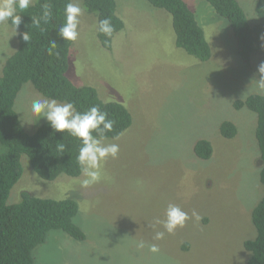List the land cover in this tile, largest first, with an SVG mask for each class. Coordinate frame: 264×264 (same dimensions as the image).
Returning <instances> with one entry per match:
<instances>
[{"label":"rangeland","instance_id":"374dc122","mask_svg":"<svg viewBox=\"0 0 264 264\" xmlns=\"http://www.w3.org/2000/svg\"><path fill=\"white\" fill-rule=\"evenodd\" d=\"M116 1L125 29L108 51L98 38L97 15L87 12L84 0H71L83 11L69 77L77 85L96 88L103 101L124 104L133 124L118 140L106 139L119 144V155L103 163V179L87 188L81 186L82 175L44 181L23 156L24 173L8 203H19L25 192L74 199L79 204L75 223L87 236L77 241L51 231L46 243L33 250L35 264H248L244 242L257 234L252 212L264 197L263 162L257 115L233 104L264 95L253 81L260 79L259 56L250 65L242 60L228 22L205 0L185 1L211 44L207 62L176 45L168 12L148 0ZM238 1L256 24L258 0ZM8 20L0 22V76L18 47L19 31ZM42 98L47 97L27 83L16 100L29 133L46 121L31 111L32 101ZM225 120L238 128L233 139L220 133ZM201 139L213 146L209 160L195 154ZM169 203L189 216L199 213L201 220L192 218L174 234L154 240L155 232L164 230L155 221L165 218ZM141 240L144 248L137 246ZM152 244L159 251H150Z\"/></svg>","mask_w":264,"mask_h":264},{"label":"trees","instance_id":"16d2710c","mask_svg":"<svg viewBox=\"0 0 264 264\" xmlns=\"http://www.w3.org/2000/svg\"><path fill=\"white\" fill-rule=\"evenodd\" d=\"M220 17L226 19L233 31L239 55L250 65L255 55L264 62V47L260 36L264 34V0H258L256 14L258 21L251 24L247 13L238 0H205ZM71 0H36L27 9L17 8L21 16L18 47L8 58L0 76V264H35L33 250L46 243L51 231H63L77 241H85L84 230L75 223L79 204L71 198L51 199L23 193L19 203L9 204L13 187L22 179L23 156H27L39 178L47 182L57 180L61 175L81 176L76 157L80 141L67 133L54 132L44 121L34 133L23 126L15 109L19 93L27 83L47 98L59 102H73L78 111L93 105L108 113L114 120L113 130L106 133L107 139L124 134L133 124V117L124 104L103 101L96 88L77 85L69 77L71 48L75 41H65L57 35L65 21V7ZM155 8L171 15L176 45L202 62L212 57L211 44L196 13L185 0H148ZM50 5L51 18L41 20L37 27L32 23L43 14V5ZM87 12L97 15L98 22L109 19L113 31L106 35L98 31V38L104 49L111 51L117 33L125 29V22L118 14L116 0H84ZM13 27L12 19L8 20ZM28 31L30 41L25 42L22 34ZM56 40L54 53H48L51 41ZM236 110L248 109L257 115L256 139L261 152L262 168L260 180L264 185V95L254 94L244 100H236ZM220 133L227 139L238 134L232 121L220 125ZM65 145L58 150L57 143ZM195 154L202 160H209L213 154L210 141L201 139L195 144ZM252 221L257 234L244 242L250 253L248 264H264V197L252 212ZM188 248V246H186Z\"/></svg>","mask_w":264,"mask_h":264},{"label":"clouds","instance_id":"9594fccd","mask_svg":"<svg viewBox=\"0 0 264 264\" xmlns=\"http://www.w3.org/2000/svg\"><path fill=\"white\" fill-rule=\"evenodd\" d=\"M31 0H0V22L12 19L15 29L21 24V16L17 14V8L20 10L27 9ZM43 14L40 18L32 21L37 27L40 26L41 20L47 23L51 18L50 5H43ZM82 8L78 3L69 2L65 7V23L59 27L57 35L65 41H76L78 38V26ZM98 31L106 35H111L113 28L109 19H102L98 22ZM22 39L25 42L30 41L28 31L22 34ZM261 46L264 47V34L260 36ZM56 40L51 41V47L48 49L50 55L54 53L56 48ZM260 74L256 86L260 91H264V62L258 66ZM31 111L39 118L45 119L54 132L67 133L80 141L77 163L80 167V172L83 179L80 181L81 186L87 188L93 184L100 182L104 177L102 165L108 159H115L119 155L120 146L118 143L106 142V133L113 130L115 121L109 118L105 111H101L99 106L93 105L87 110L78 111L73 102H59L52 98H42L32 101ZM116 136L113 139L118 140ZM65 145L58 142L57 148L63 151ZM192 218L200 221L199 213L193 211L189 216L180 206L169 203L165 210V218L157 219L156 224L163 227V231H156L153 239L162 240L167 234H174L178 228L185 226L186 222ZM139 248L145 247L143 240L139 241ZM152 252L159 251L156 244H152L149 248Z\"/></svg>","mask_w":264,"mask_h":264}]
</instances>
